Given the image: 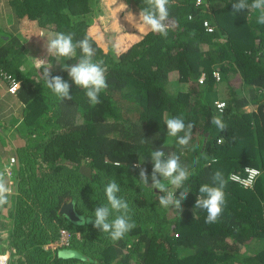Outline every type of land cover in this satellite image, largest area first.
<instances>
[{
  "label": "trees",
  "instance_id": "16d2710c",
  "mask_svg": "<svg viewBox=\"0 0 264 264\" xmlns=\"http://www.w3.org/2000/svg\"><path fill=\"white\" fill-rule=\"evenodd\" d=\"M15 1L19 18L52 34H72L74 42L87 37L93 60L103 61L108 88L101 103L91 106L86 90L63 70L78 62L80 49L60 63L42 53L30 68L18 37L10 34L12 44L0 56V79L6 74L18 82L13 96L22 106L17 136L24 143L15 153L12 193L0 206V230L8 232L0 253L8 255V264H264V24L257 23L258 11L233 12L239 0H206L199 7L195 0H170L167 37L148 31L123 45L126 33L102 24L100 16L110 10L104 0ZM115 1L135 17L147 7L144 0ZM205 21L212 33L203 28ZM49 66L52 76L69 83L72 99L61 100L48 89L43 69ZM215 71L224 85L222 113L212 96ZM202 73L206 82L200 86ZM214 115L222 116L224 131L211 123ZM173 117L195 125L186 147L167 135L166 120ZM154 150L164 151L165 159L179 156L188 169L180 189L168 185L177 197L188 191L179 210L161 206L159 196L166 193L139 177L137 164L151 176ZM82 166L90 177L79 172ZM248 166L262 171L252 188L229 180ZM217 171L226 182V204L218 221L206 224L207 211L196 209L195 202L201 185L217 186ZM113 180L136 224L119 241L88 223L96 207L107 205L105 187ZM68 202L75 222L58 214ZM60 230L68 232V245L48 248L58 242ZM69 250L83 259L58 257Z\"/></svg>",
  "mask_w": 264,
  "mask_h": 264
},
{
  "label": "clouds",
  "instance_id": "9594fccd",
  "mask_svg": "<svg viewBox=\"0 0 264 264\" xmlns=\"http://www.w3.org/2000/svg\"><path fill=\"white\" fill-rule=\"evenodd\" d=\"M144 2L147 4V7L140 10L139 22L145 29L153 33H158L163 37H167L170 27L168 23V6L170 0H144ZM247 8L257 10L259 13L257 23L264 24V0H253L251 5L247 3V0H239L238 3L232 4L233 12H239ZM46 49L48 54L54 55L57 58V62H61V58H63L64 61L73 59L76 56L77 49H80L82 55L78 62L73 65L64 64L63 70L68 72L69 77L76 86L86 90V96L91 106L95 107L99 105L101 103V92L108 88L105 76L106 69L102 66V60H93L95 49L90 40L85 37L82 40L74 42L72 34L55 33L52 34L51 38L48 40ZM43 77L48 89H50L54 95L58 96L61 100L72 99L69 95V83L59 75L52 76L50 67L43 69ZM213 82L215 85L220 81L215 83L213 80ZM216 101L222 100L217 99ZM216 101H214V103ZM224 107H226V105H220L221 109ZM211 123L220 131H224L227 127L222 120V116L214 115L211 118ZM166 126L167 135L177 137L179 145L186 147L189 144L192 130L195 126L193 123H187L186 125L182 117H173L166 120ZM180 133H184V135L180 136ZM164 157L165 153L162 150H154L151 153L153 168L150 177L146 169L140 167L139 164L135 165V167L140 169L139 177L145 185H149L152 189H158L159 193H166V195L159 196V203L161 206L165 208L172 206L176 210H179L181 209L182 201L187 198L188 191H180L177 197L174 195L176 191L170 190L168 185H171L172 189H180L184 185V182L189 179V172L188 169L179 162V156L169 154L166 159ZM5 165L6 164H3V167ZM149 179L151 180V184H149ZM164 181H167V184ZM213 181L217 186L203 184L199 187L200 195L195 202L196 209L199 208L207 211V216L205 218L206 224L216 223L226 204V194L224 192L226 182L222 173L219 171L215 172L213 174ZM119 192L120 186L118 183L115 180L110 181L105 187L107 205L96 207L94 211V221L91 218L88 220V223H92L94 228L101 232L110 233V238L113 241H119L124 238L128 232L136 227L135 221L132 220L130 214L131 209L129 204L118 196ZM10 194L11 189L7 186L4 174L0 173V206L8 203ZM114 213L116 214L115 218L110 221L109 217ZM58 257L60 259H83L78 253L70 250L59 252Z\"/></svg>",
  "mask_w": 264,
  "mask_h": 264
},
{
  "label": "crops",
  "instance_id": "0c3cea01",
  "mask_svg": "<svg viewBox=\"0 0 264 264\" xmlns=\"http://www.w3.org/2000/svg\"><path fill=\"white\" fill-rule=\"evenodd\" d=\"M16 1L15 0H0V26L3 25V28L5 29V33L7 35L11 34L13 37H18L17 40L20 42V47L23 50V54L25 55V60L30 63V68L33 65L38 64V56L37 54L38 50L44 49L45 46H47L48 40L51 38V35L49 36V33L51 31L42 29L38 27L36 24L28 21L26 18H19V14L16 12ZM15 11V14L17 16H10L12 14V11ZM9 13V15H8ZM8 15V16H7ZM91 29H94L95 34L98 36V25L94 24L90 26ZM92 32V31H91ZM52 34V33H51ZM7 37L0 36V41H6ZM120 41L122 44L127 43V36L124 38H121ZM133 43V42H132ZM4 47H0V51H3ZM4 53V52H3ZM37 54V56L33 54ZM32 54V55H31ZM24 68V66H23ZM29 68V69H30ZM14 94H10L7 91L6 86L3 88V91L0 93V103H1V110H0V119L2 117L3 108L5 112H9L10 116H12V113H14L15 110L22 109V106L15 97ZM14 123H19L18 119ZM16 125V124H15ZM5 143L0 142V173L4 174L3 171V164H7L11 170L14 168V164H10V158L16 159V151H13V144L14 141L12 139L8 138ZM17 142V141H16ZM12 145V146H11ZM13 173V171H12ZM5 179H7V186L12 184L13 174L12 177H7L4 174ZM10 189L13 190V186H10ZM8 232L5 230H0V240H3L1 242H4V239L7 237Z\"/></svg>",
  "mask_w": 264,
  "mask_h": 264
},
{
  "label": "rangeland",
  "instance_id": "374dc122",
  "mask_svg": "<svg viewBox=\"0 0 264 264\" xmlns=\"http://www.w3.org/2000/svg\"><path fill=\"white\" fill-rule=\"evenodd\" d=\"M104 4H105V7L110 8V10H107L108 15L103 14L100 16V19L102 20V24L106 28L113 30V31H116V33H119V34L126 33L127 42H135V41L138 42L141 39V36L149 31V30L145 29L142 25L139 24V17H135V15H132L130 13V11L127 9V6H125L123 3H117L115 0H104ZM8 15H9V13H8ZM13 15L17 16L15 14L14 10L12 11V14L10 16H13ZM4 31H5V29L3 28V25H1L0 26V36L7 37V34ZM129 31L135 32L133 34V36H130L127 33ZM50 35L52 36L51 33H49V36ZM9 38H10V40L0 41V47H10V45L12 44L10 34H9ZM105 38L108 41H110V39L113 38V35L111 34ZM123 45H125V44H123ZM42 53H44V54L48 53L47 49L45 47H44V49H42L40 51L38 50V52H37V54H39L38 56H41ZM37 54L35 53L33 55L37 56ZM2 55H3V52L0 51V56H2ZM38 58L41 59V57H38ZM58 63H60V62H58ZM50 69H51V67H50ZM4 87H5L4 79H0V93L3 91ZM223 87H224V85L223 86H221L219 84L214 85V88L216 89V91H213L212 96L214 97L215 100L221 99L220 94L223 91ZM171 89H173V87H171ZM0 100H1V97H0ZM1 108L2 107H1V103H0V110H1ZM249 110H250V108H247V111H249ZM20 112H21V110L17 109L14 111V113H12V116H10L9 112H5L4 108H3L2 117L0 119V139L5 138V137L8 138V140H9V138L12 139L14 141V144L12 147L13 151H16L18 149V147L22 146V144L24 143V141L19 139L17 136V131H18L20 124L18 123L15 125V123H14L18 118H20ZM5 180L7 182V179H5ZM14 180L15 179H12V182H11L12 184L8 185L9 188H10V186L11 187L13 186ZM11 193H12V190H11ZM256 242H258V241H256ZM250 245L252 248V247H254L255 243H250ZM0 246H1V244H0ZM47 247L53 249L54 245L47 246ZM257 247L259 249L263 248V243L262 242L258 243ZM249 250H250V248H249ZM243 251H248V247L244 248Z\"/></svg>",
  "mask_w": 264,
  "mask_h": 264
},
{
  "label": "built area",
  "instance_id": "2783aa9c",
  "mask_svg": "<svg viewBox=\"0 0 264 264\" xmlns=\"http://www.w3.org/2000/svg\"><path fill=\"white\" fill-rule=\"evenodd\" d=\"M205 2L206 0H195V6L197 7L202 6ZM189 18L191 19V17ZM203 28L208 33H212L214 31L213 27H211L210 24L206 21L203 23ZM1 76L3 77L4 81L8 83L7 91L10 94H15L18 87V82L14 78L6 74H1ZM212 78L215 81V83H218L220 81V74L215 71L212 73ZM205 82H206V75L202 73L197 79V83L198 85L201 86L204 85ZM221 104L225 105V103L222 101H216L214 103L215 109L218 113H222V111L224 110V108L223 109L220 108ZM14 162L15 159L10 158V164H13ZM3 171L7 177H12L13 173L12 170L9 168V166L5 165L3 167ZM261 174L262 171L259 168L248 166L243 169L242 173L230 174L229 180L243 189H249L252 188V186L255 184V182L258 180ZM68 240H69L68 232L66 230H60L58 242L52 244L54 245L53 249L57 247L67 246ZM8 261H9L8 255L0 253V264H8Z\"/></svg>",
  "mask_w": 264,
  "mask_h": 264
},
{
  "label": "water",
  "instance_id": "95a60500",
  "mask_svg": "<svg viewBox=\"0 0 264 264\" xmlns=\"http://www.w3.org/2000/svg\"><path fill=\"white\" fill-rule=\"evenodd\" d=\"M79 172L87 177H90V169L87 167H81L79 169ZM58 214L60 216H65L68 220L75 222L78 220L75 211H74V206L72 202H68L66 204H63L60 209Z\"/></svg>",
  "mask_w": 264,
  "mask_h": 264
}]
</instances>
